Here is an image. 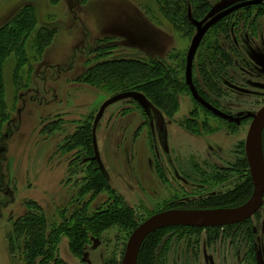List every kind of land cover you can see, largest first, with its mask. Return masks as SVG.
Returning a JSON list of instances; mask_svg holds the SVG:
<instances>
[{
  "label": "rangeland",
  "instance_id": "obj_1",
  "mask_svg": "<svg viewBox=\"0 0 264 264\" xmlns=\"http://www.w3.org/2000/svg\"><path fill=\"white\" fill-rule=\"evenodd\" d=\"M204 1L209 4V11L197 18L191 14L193 3L188 2L185 17L192 29L187 26L178 30L163 15L158 0H0V39L8 27L15 26L20 14L24 21L20 37H10L8 28V43L17 46L16 51L14 47L8 52L2 64L0 264H24L17 240L12 239L16 221L35 218L38 211L44 217L45 229L50 225L59 227L64 209L70 213L82 206L93 198L92 192L101 190L87 204L90 213L104 208L110 201L109 193H116L138 217L142 216L139 222H144L149 219L148 214L152 217L178 210L174 208L178 200L185 205L234 186L235 183L225 187L212 185L210 179L217 168L231 169L230 175L237 179L238 165H234L242 154L245 158L251 120L239 125L223 121L195 102L182 86L176 95V110L170 112L165 108V115L158 106V114H153L167 123L166 145L134 101L123 100L105 110L93 136L99 157L95 162L108 179V189L89 188L92 166L80 164L89 148L88 144L84 151L80 147L86 125L93 118V133L101 105L117 95L134 92L122 89L115 79L100 83L90 77L91 72L108 61L135 60L149 65L156 62L183 81L189 47L197 28L209 19L210 11L250 0ZM246 15L249 18L243 21L241 18ZM33 17L36 23L30 30L27 25L32 24ZM223 23L227 31L220 28L204 36L193 60L192 81L195 79L205 92L209 75L205 57L209 47L204 48V44L212 37L219 38L218 43L231 57V67L226 70L230 80L225 82L224 73L218 74L217 86L222 89L219 105L237 118L264 107V0L236 11ZM42 29H53L55 35L46 47L38 49L36 33ZM198 65L203 66L200 74ZM144 81L141 79L135 85ZM251 197L240 207L192 210L227 212L243 207ZM168 205L174 209L158 211ZM247 221L255 231L248 248L239 240L242 236L238 237V232L220 230L211 247H202L196 259L190 251L185 255V245L179 244L171 250L167 261L255 264L250 250L254 244L264 260V206ZM201 230L204 246L206 229ZM131 234L121 238L116 237L115 229L108 230L102 239L85 249V264H103L113 253L121 262ZM9 237L14 243L13 256ZM67 242L61 234L58 257L66 264H81L70 253Z\"/></svg>",
  "mask_w": 264,
  "mask_h": 264
},
{
  "label": "trees",
  "instance_id": "obj_2",
  "mask_svg": "<svg viewBox=\"0 0 264 264\" xmlns=\"http://www.w3.org/2000/svg\"><path fill=\"white\" fill-rule=\"evenodd\" d=\"M55 2V0H50ZM159 8L172 23L177 26L178 30H181L183 27H189L192 29V26L186 22L185 14L188 13L187 7L188 2H192L190 5L191 14L194 18H197L201 14L209 11V4L204 0H158ZM225 19L218 22L213 26L208 32L212 33L213 30L227 31L225 26ZM249 16L246 15V18L242 16V20L246 21ZM33 22L31 25H27L28 29L32 30L33 26L35 27V19L33 17ZM184 22V24H183ZM13 24V22H12ZM9 36L20 37L21 32L24 30V21L23 15L18 16V20L15 22V26L8 27ZM8 28L4 32L2 39H0V102L1 98L4 96V83L2 79V64L4 59L7 57L8 52H10L15 47L16 43H8ZM43 31H37L36 33V42L38 49H43L47 46L53 35H55V30L53 29H42ZM189 33V31L187 32ZM226 35V33H225ZM223 36V35H222ZM227 37L226 39H228ZM225 39V40H226ZM219 38H211L207 40L204 44V48L209 47V53L205 57V62L208 66V79L205 86V92H202L199 84L193 80V85L197 92L201 94L204 101L216 109L219 108L220 96L222 95V89L217 86L220 82V77L218 74L224 73V81L230 80V75H228L227 68H230L231 57L227 55L224 51V48L218 43ZM12 42V39H11ZM204 42V41H203ZM205 54V52H204ZM153 62L151 65L146 62H139L135 60H117V61H108L99 64L90 74V77L94 80H98L100 83L106 84L110 83L109 80H117L118 85L122 89L132 90L134 92L140 93L150 102V104L156 109L159 108L165 114L163 109L168 108L170 112L177 109V100L176 95L178 94L181 86L188 91L187 86L185 85V79L178 80L176 74L172 75L170 72L166 71V68L161 64H155ZM181 67V64H179ZM202 65H198V73L202 71ZM225 71V72H224ZM212 73V74H210ZM210 75H212V80ZM115 79V80H114ZM145 80L138 85H135L136 82L140 80ZM198 94V95H200ZM136 106L139 105L134 102ZM159 106V108H158ZM223 111V110H222ZM227 113V112H225ZM166 115V114H165ZM93 121V118L91 119ZM91 121V122H92ZM91 122L89 125H86L85 131L80 136V147L83 149L85 145H89L86 153L81 158V165H90L92 166L93 174L88 176V184L90 187H98L101 189H108V179L97 167L96 162L91 159L94 157V148H93V133ZM196 125V124H195ZM262 145H263V154H264V131L262 135ZM87 160V162H84ZM83 163V164H82ZM238 165L237 179L236 177L230 175V170H219L214 174L213 180L215 183L212 185H224L226 182L233 177L235 179V184L231 189H228L222 193L214 192L207 199L201 201H189L185 205L181 200H178L179 203L174 207L178 210L182 209H206V208H235L240 207L251 197L253 192V184L249 175L248 165L246 159H242L241 163H237L234 166ZM243 171L241 172V170ZM241 177V179H239ZM1 190V182H0ZM101 193L100 191L92 192L91 196L95 198ZM109 199L104 208L99 209L90 213L87 209V204L92 201L93 198L86 201L82 206L73 209L69 213L67 209H64L63 220L59 227L50 225L46 227L43 226L44 217L38 213H35L33 216L28 219H20L16 221L13 226V236L17 240L20 247L19 253L22 255L24 264H66L63 260L58 257V243L60 235L67 239L68 249L70 253L80 260L81 264H85L84 256L85 249L92 244L95 240L98 242V239H102V236L110 229H115L117 231L116 237L120 236L125 238L129 236L132 231L138 227L142 221L139 222L140 217L133 208H130L126 205L124 199L117 195L116 193H109ZM175 203V202H174ZM172 204V203H170ZM161 207L158 211H164L167 209H174L173 206L168 205L167 208ZM154 213V212H152ZM151 215V214H150ZM149 214V218L151 217ZM258 216V215H257ZM146 219V218H145ZM143 223V222H142ZM248 221L237 224L234 226L226 227L223 229L213 228L207 229L203 232H206L205 245H203L201 239V229L198 228H188V227H173L158 230L150 234L142 243L141 248L138 253L137 263L136 264H169L167 261L168 255H170L171 250L179 245L184 243L188 250H197V253L200 252L202 247H211L215 242L216 237L219 235L220 230L224 233H229L232 230V233L238 232L239 240H243L244 246L247 248L250 246L251 237L253 236L254 229L251 227ZM250 241L247 242V237ZM9 237V246L10 254L13 256V240ZM21 240V242H20ZM119 242V241H118ZM232 240L229 244H232ZM240 242V241H239ZM245 243L247 245H245ZM253 251V260L255 264H259V255L256 249V245H252L250 249ZM118 255L113 253L109 256L103 264H120ZM264 264V260L262 259ZM177 264V263H175Z\"/></svg>",
  "mask_w": 264,
  "mask_h": 264
},
{
  "label": "water",
  "instance_id": "obj_3",
  "mask_svg": "<svg viewBox=\"0 0 264 264\" xmlns=\"http://www.w3.org/2000/svg\"><path fill=\"white\" fill-rule=\"evenodd\" d=\"M262 1L263 0L244 1L234 4L223 11L220 8H216L210 11L209 19L202 26H199L197 28V32L191 42L186 56L184 79L185 85L187 86L193 100L197 102L201 107H203L206 111L210 112L212 115L236 125H239L240 123V120L238 118H232L231 116L220 113L209 104L204 102L197 94L192 81L193 60L204 36L213 26H215L226 16H229L230 14L242 8L257 6ZM128 99L133 100L139 105V107L146 115L150 125L152 124L153 114L157 115L158 113L155 111V108L150 104V102L145 98V96L137 92L123 93L110 98L101 105L94 119L93 136L95 128L99 121L102 119L105 110L115 103ZM246 118L252 119L245 141V159L253 184V194L250 201L241 208L235 210H227L225 214L219 216H207L206 214L224 213L226 210L219 212L170 210L153 215L152 217L141 223L133 231L128 239L125 252L120 264H136L138 253L143 241L150 234L158 230L173 227H188L199 229L224 228L244 223L258 212V210L262 206L264 195V165L261 148V134L264 128V107L254 115H247ZM157 125L160 129H163L164 127L160 117H158L157 119ZM94 140L93 147L95 155L91 160L97 162L99 157H97V148ZM259 264H263L260 256Z\"/></svg>",
  "mask_w": 264,
  "mask_h": 264
},
{
  "label": "flooded vegetation",
  "instance_id": "obj_4",
  "mask_svg": "<svg viewBox=\"0 0 264 264\" xmlns=\"http://www.w3.org/2000/svg\"><path fill=\"white\" fill-rule=\"evenodd\" d=\"M232 6V5H231ZM222 11H223V9H221ZM225 10V9H224ZM235 13V12H234ZM233 14V13H232ZM232 14H230V15H232ZM229 15V16H230ZM229 16H226V17H229ZM225 17V18H226ZM224 18V19H225ZM223 20V19H222ZM199 49V48H198ZM198 51V50H197ZM208 104V103H207ZM211 106V105H210ZM212 107V106H211ZM214 108V107H213ZM219 108L220 109H216V108H214V109H216L217 111H222V112H220V113H222V114H225L224 112H227L228 113V116H230L229 114H230V112H228V111H226L225 109H223V108H221L220 107V105H219ZM263 108V107H262ZM261 108V109H262ZM142 110V109H141ZM259 111V110H258ZM257 111V112H258ZM143 112V111H142ZM208 112V111H207ZM257 112H255V113H252V114H247V113H245V114H243V115H238L237 116V118L240 120V123L239 124H242V123H244V121H248V120H251V122H252V119L251 118H246V116L247 115H254V114H256ZM144 113V112H143ZM210 113V112H209ZM227 113L225 114V115H227ZM145 115V114H144ZM146 116V115H145ZM163 117V116H162ZM147 118V117H146ZM232 118H235V116L234 117H232ZM157 119H158V117H156V116H154V117H152V124H151V126L153 127V128H155L156 130H157V133L162 137V139H163V141H164V145H166V143H165V139H166V126H167V123L166 122H164V120H162L161 118V120H162V122H163V125H164V127H163V129H160L159 127H158V125H157ZM196 121V120H195ZM224 121V120H223ZM197 122V121H196ZM148 123H149V121H148ZM231 123V122H230ZM150 124V123H149ZM234 124V123H233ZM234 125H236V124H234ZM251 125V124H250ZM263 131H264V128H263V130H262V134H261V148H262V158H263V165H264V154H263V145H262V135H263ZM167 142V141H166ZM166 151H167V149H166ZM211 154L213 155V157H215L216 156V154H215V152L214 151H212L211 152ZM242 156V159H244V154H242L241 155ZM242 159H239V160H237L236 162L237 163H241V161H242ZM84 162H87V160H85ZM214 164H216V163H214ZM236 164V163H235ZM194 167H197V165H193ZM215 167V165H213V168ZM228 168H232V166H227ZM212 168V169H213ZM219 170H230V169H219V168H217L216 170H214V171H219ZM243 171V169L241 170V172ZM173 177H174V175H173ZM213 177H214V175H212V177H211V183H215V180H213ZM175 178V177H174ZM231 179H229L227 182H226V184H224V187L225 186H227V185H230V184H234L235 183V179H233V177H230ZM239 179H241V177L239 178ZM197 182V181H196ZM199 182H203V179H200L199 180ZM216 190H224L223 188H217ZM222 192H224V191H222ZM222 192H218V193H222ZM262 206H264V195H263V203H262ZM228 227H230V226H228ZM224 228H226V227H224ZM199 229V228H198ZM209 229H213V228H209ZM207 230V229H206ZM180 244H184V243H180ZM67 245H68V242H67ZM185 245V244H184ZM190 251V254L192 255L191 257H193V256H195V259L198 257V253H197V250H194V252H193V250H188L187 248H186V245H185V255H188V252ZM195 253V254H194ZM194 254V255H193ZM260 256V255H259ZM122 260V259H121ZM261 260H262V258H261ZM121 263V262H120ZM263 263V262H262ZM184 264H187V261H185L184 260Z\"/></svg>",
  "mask_w": 264,
  "mask_h": 264
},
{
  "label": "bare ground",
  "instance_id": "obj_5",
  "mask_svg": "<svg viewBox=\"0 0 264 264\" xmlns=\"http://www.w3.org/2000/svg\"><path fill=\"white\" fill-rule=\"evenodd\" d=\"M226 212L224 213H214V214H206L207 216H219V215H223L225 214Z\"/></svg>",
  "mask_w": 264,
  "mask_h": 264
}]
</instances>
